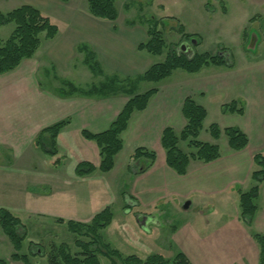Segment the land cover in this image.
<instances>
[{"label": "crops", "instance_id": "1", "mask_svg": "<svg viewBox=\"0 0 264 264\" xmlns=\"http://www.w3.org/2000/svg\"><path fill=\"white\" fill-rule=\"evenodd\" d=\"M5 1L3 0V3ZM37 1L23 0L21 4L37 8V5L34 4ZM45 1L61 5L73 3V0H69L67 3H62L58 0ZM95 19L89 16L88 25L82 23L77 30L74 28V24L72 25L73 28L65 30L64 33L58 29L56 37L50 40L52 44L46 52H42L44 55L41 53L36 58L38 54L36 55L35 53L34 55L36 56H33L34 58L23 60L13 71L0 75V158L5 156L7 164V167H2L3 163L0 161V169L15 171L12 162L13 160L16 161L18 157L15 154L12 155L13 149H26L27 155L31 159H27L25 165L23 164L18 169L37 178L38 181L35 182H41L39 186H43L42 180L47 177L52 178L56 184L51 187V190L28 184L24 185L23 192L29 195L38 194L37 196L41 198L50 199L54 201V205H56L55 202L62 200L65 203L64 201L66 200L68 209L71 206L69 211H67L69 215L66 216H72L67 217V221L80 223H88L95 214L106 207H110L108 205L110 203L109 195L115 194L113 191L115 184L118 180L128 179L132 183L130 201L133 210H126V207H122V209L126 216L132 214V211L134 212V215H132L135 224L134 226L130 225V227L123 225L125 230L128 228L136 242L139 239L142 240L145 237V233L147 236L152 237V233L149 231L150 229L152 230L150 228L152 225H154L153 230L155 233L160 230L158 221L155 219L149 220L150 207H155L162 201L159 194L165 190V187L167 188L170 185L179 189L180 192L177 193L183 200L190 198L193 193H198L200 194L199 196L206 198L209 202H211V198H223L224 204L219 207L220 210H232V208L235 210V205L239 206V193L248 192L255 185L251 178L252 172L257 169L253 157L264 153V80L260 82V79L255 78L252 80L239 76L231 80L227 75L217 72L213 73L212 70L208 71L210 68L218 69L223 68V66L205 67L194 74L183 73V71L179 73L180 70H177L169 77L154 83V86L148 90L155 89L157 92L150 97L144 110L132 113L126 129L121 134L123 148L114 158L113 169L108 173L95 171L84 177H76L74 175V168L78 163L85 161L98 166L100 162L96 144L93 141L84 139L81 132L87 131L97 134L107 130L130 96L124 92H118L107 97L75 95L64 97L60 94L61 98H64L60 102V98H57L59 93L54 95L52 91L43 89L39 76H41L42 71L48 70L49 66L52 67V70L55 66L64 70L67 69L69 62L75 58H72V51L81 45L88 47L94 53L97 61H99L98 59L104 61L106 58L105 60L109 61V66L113 63L110 52L119 50L122 42L120 35L122 36L123 32L126 34L127 29L117 28L115 25L117 19L113 22ZM179 38L181 40V35H179ZM139 44L134 43L132 49L139 51L137 49ZM77 55L82 56L81 60L83 63L84 54L78 52ZM39 57L42 63L39 62ZM132 57L135 58L123 67L126 71L122 72L127 77L131 75L136 77L155 64L146 56L137 54ZM234 67L233 63L232 68H224L233 69ZM141 83L136 85L135 93L137 95L146 92H142L139 88ZM239 84H246L247 86L246 91L240 95L245 105L240 107L236 99L231 102H236L237 108L243 109L242 114L222 112L221 107L224 104L217 107L210 106L208 99L215 97L223 90H233ZM16 87L21 89V93L9 92V90L11 91ZM22 96L37 97L39 107L27 106L18 111L17 109L9 108L11 101H17V98ZM187 97L192 98L206 110V118L202 123L198 140L202 143L217 145L220 156L209 163L191 161L185 175L180 176L166 165L165 150L161 146L160 139L162 131L167 127L172 128L177 135L185 127L186 120L182 116L181 109L183 101ZM60 103L64 105L70 104L71 108H74V112L80 113V122L76 128L70 129L72 125L69 120L70 117L67 116L63 119L61 118L63 116L59 115ZM70 112L74 115L72 110ZM61 121H67V124L61 129L56 138V149L58 152L56 158L59 160L64 159L66 156L64 154L71 149L80 151L82 156H79L78 161L74 163L68 172L64 171L56 174L50 170V165V168H42L41 171H38V168L33 167L31 164L33 163L31 160L34 157L37 158V154L29 152V149L36 148L34 146L35 139L43 129ZM211 124H217L220 129L227 127L238 128L246 135L248 139L247 145L237 151L230 149L224 135H221L218 139H213L210 136L208 127ZM71 132H80L82 138L76 136L72 140L70 135H68ZM1 142H4L3 145ZM181 143L185 144L187 152H183L180 149ZM177 147L183 153L192 151L184 141H178ZM137 148H145L153 151L156 155L153 165L141 173L128 169L129 166L134 170L143 168L144 164L141 159H132L133 153ZM36 150L40 151L38 148ZM43 173H46L47 177H42ZM258 187V197L254 201L256 211L250 224H246L241 219L239 206L235 217H227L216 225L205 221V227L200 230H196L191 224H188L185 231L172 228L170 237L175 244L169 243L168 249L170 250L173 246H177L175 252L182 253L191 264H259L260 245L254 236H264V181ZM92 190H95L98 196L99 190L106 192L107 199L105 201L102 202L103 198L98 199V201L101 200L102 209L94 211L88 216H84V214H78L77 216V205L82 206V208H85V203L90 206L95 205V201L90 203L91 201H88L87 198L89 191L92 192ZM96 203H100V201ZM141 207L145 209L139 211ZM214 210L213 212H216V208ZM56 214V219H63L60 217L61 213ZM192 228L193 231H191ZM139 245L143 246L140 240ZM138 251L140 252V250ZM136 256L139 257L138 255Z\"/></svg>", "mask_w": 264, "mask_h": 264}, {"label": "rangeland", "instance_id": "2", "mask_svg": "<svg viewBox=\"0 0 264 264\" xmlns=\"http://www.w3.org/2000/svg\"><path fill=\"white\" fill-rule=\"evenodd\" d=\"M21 3H23V0H6L5 3H3V0H0V12L5 13L13 10L21 6ZM34 4L63 33L65 30L73 28V24L76 30L82 23L88 25L89 16L90 18H94L88 12L86 0H73V3L69 5L52 4L45 0H38ZM116 9L118 18L115 25L117 28L127 29V32H125L126 34L123 32L122 36L120 35L122 42L119 50L117 52L115 50L110 52L111 59L113 60L110 66L108 65L109 61L105 60L106 58L104 61L98 59L103 72L102 75L94 76L86 68L82 63V56L77 55V48L71 53L72 58H75L69 62L67 69L64 70L55 66L52 70V67L49 66L48 70L41 72L39 78L43 89L45 91H52L54 95L55 93H59V97L57 96V98H60V102L61 99H64L60 96V91L63 89V81H67L78 88L86 89L92 85L98 86L112 77L116 78L119 82H123L127 78H134L135 76L133 77L132 75L125 76L122 71H126L123 67L135 58L132 56H136L137 54L146 56L153 63L162 62L167 49L164 50V54L161 56H152L146 51H140L139 54V51L132 49L134 43H144L148 40L146 31L151 18L157 20V28L162 32L167 47L180 43L181 40L179 34L176 32V27L182 25L184 26L185 33L195 36L191 40H195L198 43H192L191 40L185 42L188 45L187 53L189 55L192 52H206L210 55H216L224 49L228 55L232 56L235 66L233 69L224 67L218 69L210 68L208 71L212 70L213 73L217 72L227 75L231 80L236 78V76L252 80L256 78L260 79V82L264 80V0H118L116 2ZM130 22H133L134 26L129 24ZM12 30V25L1 27L0 39H7ZM40 40L41 44L36 52V55L38 54L36 58L42 52H46L52 44V41L46 40L43 34L40 35ZM42 54L44 55V53ZM39 60L42 63L40 57ZM121 86V83H118L114 88H120ZM153 86L154 83H141L139 88L142 92H145ZM246 87V84H239L233 90H223L215 97L208 99V103L212 107H217L221 104H228L236 99L239 106L243 107L245 104L240 95L246 91ZM20 91L19 87L13 88L11 91L9 90L10 93H21ZM32 94L35 95L34 93ZM17 99V101H11L9 108L17 109L18 111L27 106L39 107L37 97L22 96ZM59 109V115L63 116L61 118L70 117L71 130L79 125L80 113L74 112V108H71L70 104L64 105L60 103ZM70 110L74 112V115H72ZM68 135H70L72 140L76 136L82 138L80 132H71ZM3 143L1 142L2 145ZM179 147L183 152H187V147L184 143H181ZM30 151L37 154V158L34 157L31 160L33 167H37L38 171H41L42 168H50V165V170L56 174L64 171L68 172L74 163L78 161L79 156H82L78 150H67L65 154L63 153L66 155L65 158H62L59 165L55 167L53 164H50L51 158L36 150V148H30ZM26 152V149L17 150V148H14L12 155L15 154L18 157L16 161L13 160L12 162L15 171H5L4 168L3 170L0 169V208L10 211L25 225L27 237L23 242L20 254L28 255L30 264H48L47 257L46 255H41V250L34 248L32 249L34 256L30 255L29 243H33L37 248H41L42 254H45L44 252L49 249L51 244L55 246L64 244L71 253L77 252L78 249L74 245L73 235L67 231L65 224H58L56 222V213H61L60 217L65 221L68 220L67 217H72L66 216L69 215L67 211H69L71 206L68 209V202L66 200L64 201L65 203L60 200V202H55L56 205H54V201L50 199L41 198L37 196L38 194L29 195L23 192L24 185L28 184H33L32 186L35 187H45L49 190L56 184L52 178L47 177L46 173H43L42 177L47 178L42 180L43 186H39L41 182H35L38 181L37 178L18 169L23 164L25 165L27 159H31L27 155L28 152ZM0 161L3 163L2 167H7L5 156L1 157ZM115 185L113 190L115 194L109 195L110 203L108 204L113 213L112 224L101 231L100 235L104 243L108 244L112 249L117 250L123 256L138 255L142 259H145L150 255L159 253L166 261L172 264L177 254L175 252L177 246L172 245L173 247L170 250L168 249L169 243L175 244L170 237L172 228L185 231L188 224H191L196 230H200L205 227V221L216 225L227 217H235L239 209V206L235 205V210L233 208L232 210H220L219 207L224 204L223 198H211V202H209L206 198L199 196L200 194L198 193H193L190 198L183 200L177 193L180 192L178 188L176 189L172 185L167 186L159 194L162 201L155 207H150L149 220L155 219L158 221L160 223V230L155 233L153 230L154 225H152L153 227H150L152 230H149L152 233V237L147 236L145 233V237L142 240L139 239L141 245H143L140 246L139 240H137V243L131 236L128 228L126 230L124 228V225L130 227V225L134 226L135 224L134 212L132 211L133 215L129 214L126 216L122 209V207L125 208L127 206L130 211L133 210L130 201L132 183L128 179H122L118 180ZM99 191V196L95 190L89 191L88 201H91L90 203L95 201V205L90 206L88 203H85V208L77 205V216L78 214L88 216L92 212L102 209L101 200H99L100 203L96 202H99L98 199L100 198H103V202L107 197L106 192L103 190ZM186 201H189L191 205L188 209L184 210L182 206ZM214 208H216V212H213L215 211ZM143 209L145 208L141 207L139 211H143ZM212 212L215 214L213 215ZM191 231H193V228ZM12 253V245L0 229V259L6 261L7 264H21L20 262L10 260ZM98 257L101 264H108V260L105 257L101 255H98Z\"/></svg>", "mask_w": 264, "mask_h": 264}, {"label": "trees", "instance_id": "3", "mask_svg": "<svg viewBox=\"0 0 264 264\" xmlns=\"http://www.w3.org/2000/svg\"><path fill=\"white\" fill-rule=\"evenodd\" d=\"M58 1L62 3L69 2V0ZM117 1L86 0V3L91 16L113 22L118 17L116 9ZM129 24L134 25L133 22ZM7 25H12L13 30L7 39H0V75L13 71L23 60L31 59L40 46V35L43 34L46 40H52L58 34V27L31 5H21L8 12H0V28ZM157 27V20L151 18L146 31L148 40L140 43L137 49L139 51H146L152 56H160L166 49L167 53L162 62L151 65L144 73L133 79L127 78L123 82H119L116 78L112 77L98 86L92 85L86 89L78 88L67 81L62 82L63 89H61L60 94L64 97L74 95L107 97L118 92H124L130 96L107 130L97 134L87 131L81 132L84 139L93 141L96 144L100 162L98 166L85 161L78 163L74 168V175L76 177H84L95 171L108 173L113 169L114 158L123 148L121 134L126 129L132 113L144 110L150 97L157 92L155 89H150L143 94L137 95L135 88L138 83H158L177 70L194 74L210 66L233 67V58L224 49L216 55H210L206 52H193L189 55L187 51L183 52L181 44H186V41H190L195 36L186 34L182 25L176 27V32L181 35V44L171 45L170 47H167L162 32ZM77 50L84 54L83 64L87 69L94 76L102 75V69L94 53L83 45L78 46ZM118 83H121L122 86L114 88ZM221 109L222 112L243 113L242 108H237L236 102L224 104ZM181 112L186 120V125L182 131L177 135L172 128L167 127L162 131L160 139L161 146L165 150L166 165L180 176L185 175L191 161L209 163L220 156L217 145L202 143L198 140L202 123L206 118V110L192 98L187 97L183 101ZM66 124L67 121H61L43 129L34 142L36 148L51 158L50 164H53L55 167L60 162L56 158L58 155L56 138ZM208 133L213 139H218L221 135H224L230 149L235 151L243 149L248 143L246 135L236 127L220 129L217 124H211L208 127ZM178 141L186 142L192 151L189 153L181 152L177 147ZM155 158L156 155L153 151L137 148L133 153L132 159H141L144 164L143 168L134 170L129 166L128 169L133 172H144L153 165ZM253 161L257 167L251 174L255 185L248 192L239 193L240 216L246 224H250L253 219L256 211L254 201L258 197V185L264 181V153L255 155ZM128 209L126 206V210ZM112 219L113 213L109 207L95 214L88 223L64 221L60 218L56 219L58 224H65L67 231L73 235V242L78 251L73 254L64 244H60L59 246L51 244L49 249L44 252L45 254H42L41 248H37L35 244L29 243L30 255L34 256L32 249H39L41 250V255H46L48 264H101L98 255L105 257L108 260V264H170L159 254L150 255L145 259H141L136 255L123 256L117 250L112 249L108 244L104 243L100 232L111 224ZM0 229L13 248L10 260L20 262L21 264H30L29 256L20 254L23 242L27 237L26 228L22 221L10 211L0 208ZM254 237L260 245L259 264H264V236L255 235ZM0 264H7V262L0 259ZM172 264L191 263L182 253H177Z\"/></svg>", "mask_w": 264, "mask_h": 264}, {"label": "water", "instance_id": "4", "mask_svg": "<svg viewBox=\"0 0 264 264\" xmlns=\"http://www.w3.org/2000/svg\"><path fill=\"white\" fill-rule=\"evenodd\" d=\"M191 42L196 44L197 41H195V40H191ZM181 49H182L183 52H186V51L188 50V45H186V44H182V45H181ZM189 205H190V202H189V201H186V202L183 204L182 209H184V210L188 209Z\"/></svg>", "mask_w": 264, "mask_h": 264}]
</instances>
